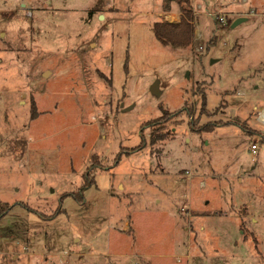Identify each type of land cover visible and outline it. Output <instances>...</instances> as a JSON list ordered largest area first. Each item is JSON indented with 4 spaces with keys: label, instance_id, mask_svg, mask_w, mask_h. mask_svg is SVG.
<instances>
[{
    "label": "rangeland",
    "instance_id": "rangeland-1",
    "mask_svg": "<svg viewBox=\"0 0 264 264\" xmlns=\"http://www.w3.org/2000/svg\"><path fill=\"white\" fill-rule=\"evenodd\" d=\"M261 110L264 0H0V264H264Z\"/></svg>",
    "mask_w": 264,
    "mask_h": 264
},
{
    "label": "trees",
    "instance_id": "trees-1",
    "mask_svg": "<svg viewBox=\"0 0 264 264\" xmlns=\"http://www.w3.org/2000/svg\"><path fill=\"white\" fill-rule=\"evenodd\" d=\"M178 5H189L190 0H175ZM181 12L183 13V17L181 18L179 23H166V22H154L151 26V30L155 39L163 46H171L173 48H184L190 44L191 37H192V28L190 25V14L189 10L181 8ZM205 99H202V109L201 114L204 113L205 110ZM33 112L35 111V107L32 105ZM185 109L182 110L184 112ZM174 115H177L174 113ZM172 115V116H174ZM167 115L164 113L159 121L167 120ZM232 125L242 128L241 125L237 123H232ZM221 126V124L217 125L216 127ZM212 124L203 125L196 129H193L195 133H202V132H211L215 128ZM168 138L166 133H161L159 135L150 134V143L155 144L156 142L163 141L164 139ZM133 151H138L137 148L133 149ZM25 209L27 207L22 205ZM9 211V207L0 202V219L3 218Z\"/></svg>",
    "mask_w": 264,
    "mask_h": 264
},
{
    "label": "built area",
    "instance_id": "built-area-1",
    "mask_svg": "<svg viewBox=\"0 0 264 264\" xmlns=\"http://www.w3.org/2000/svg\"><path fill=\"white\" fill-rule=\"evenodd\" d=\"M200 10H201V6H195L193 9H192V16H198L199 14H200ZM263 113H264V110H261V111H258V113H257V116H256V121L257 122H259V123H261V124H264V121H263V117H264V115H263ZM254 150H255V146L254 145H251L250 146V152H251V155L253 156L254 155ZM249 152V151H248ZM187 178H188V180H190L192 177H191V174H190V172H188L187 173Z\"/></svg>",
    "mask_w": 264,
    "mask_h": 264
},
{
    "label": "water",
    "instance_id": "water-1",
    "mask_svg": "<svg viewBox=\"0 0 264 264\" xmlns=\"http://www.w3.org/2000/svg\"><path fill=\"white\" fill-rule=\"evenodd\" d=\"M245 20L246 19L243 17L235 19V21L231 24V28L235 27L236 25H238L241 22H244ZM150 92H151V94H153L155 96H158L160 94L159 91L157 90V83L156 82H154V84L151 85Z\"/></svg>",
    "mask_w": 264,
    "mask_h": 264
},
{
    "label": "crops",
    "instance_id": "crops-1",
    "mask_svg": "<svg viewBox=\"0 0 264 264\" xmlns=\"http://www.w3.org/2000/svg\"><path fill=\"white\" fill-rule=\"evenodd\" d=\"M258 123H259V122H258ZM186 142H187V140H186ZM200 181H201V180H200ZM200 181H199V183H200ZM199 183H198V184H199ZM199 187H200V188H201V187H204V185H202V186L199 185Z\"/></svg>",
    "mask_w": 264,
    "mask_h": 264
}]
</instances>
